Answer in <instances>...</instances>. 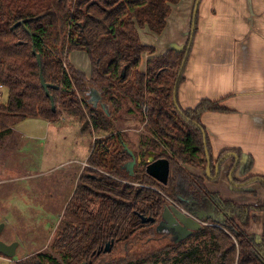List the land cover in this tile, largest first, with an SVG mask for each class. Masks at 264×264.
Listing matches in <instances>:
<instances>
[{
	"label": "trees",
	"instance_id": "obj_1",
	"mask_svg": "<svg viewBox=\"0 0 264 264\" xmlns=\"http://www.w3.org/2000/svg\"><path fill=\"white\" fill-rule=\"evenodd\" d=\"M180 1L0 0V86L7 93L0 102V142L26 119L57 123L63 116L89 121L94 139L88 166L65 207L75 221H63L51 243L60 260L39 253L36 264H264V231L260 241L247 231L264 212V204L225 200L205 183L207 158L214 178L216 165H222L229 152L213 162L201 117L229 110L207 99L184 109L175 99L194 41L188 56L191 38L182 49H170L148 60L145 72L140 70L144 54L153 55L155 49L142 43L139 30L161 35L172 6ZM197 23L198 16L193 40ZM73 51L88 55L90 77L69 62ZM41 75L51 86L55 110ZM93 90L101 94L107 110L90 103ZM124 115L144 128L135 147L141 161L132 177L124 169L131 161L124 151L129 136L120 126ZM151 152L156 160L169 161L166 185L147 171ZM251 167H245L246 176ZM188 168L202 169L205 175ZM237 170L231 184L240 193H246L243 189L254 179L264 187L263 177L238 180ZM172 202L200 219L201 228L138 259L135 244L161 236L157 226ZM142 217L155 222L143 223ZM112 242V251L105 253ZM118 250L122 255L109 260Z\"/></svg>",
	"mask_w": 264,
	"mask_h": 264
},
{
	"label": "crops",
	"instance_id": "obj_2",
	"mask_svg": "<svg viewBox=\"0 0 264 264\" xmlns=\"http://www.w3.org/2000/svg\"><path fill=\"white\" fill-rule=\"evenodd\" d=\"M196 1L188 0L187 8L178 6L180 2L172 6L166 29L161 35L152 34L148 28L139 30L142 43L155 49L153 55L144 54L141 71H146L148 60L170 49L185 47L190 34L189 24L192 30ZM197 16V33L186 65L185 79L178 89V102L182 108L188 109L207 99L219 101L229 110L227 113L206 112L201 117L213 162L222 152H229L220 166L219 180L214 181L215 172L214 178H205L206 187L211 192H218L223 199L238 204H264V187L257 179L243 189L246 193H240L231 183L226 187L221 183L230 182V169L236 159L239 160L238 180L249 176L264 178V0H201ZM84 74L90 77V74ZM79 163V167L72 169V193L64 207L87 167L85 164L88 165L87 160L82 165ZM249 163L252 164L251 172L246 176L244 169ZM188 170L198 176L205 175L202 169ZM61 177L64 178L63 184L67 175L62 171ZM253 192L256 195L250 194ZM247 231L257 236V241L261 240L264 212L257 214L256 221L251 222Z\"/></svg>",
	"mask_w": 264,
	"mask_h": 264
},
{
	"label": "rangeland",
	"instance_id": "obj_3",
	"mask_svg": "<svg viewBox=\"0 0 264 264\" xmlns=\"http://www.w3.org/2000/svg\"><path fill=\"white\" fill-rule=\"evenodd\" d=\"M187 4L188 0H182L178 6L187 8ZM190 30L189 24L191 34ZM190 34L186 44L192 38ZM69 62L91 75V62L85 52L73 51ZM1 92L4 102L7 93L5 89ZM87 122L69 116H63L57 123L30 118L18 123L14 132L0 142V224L5 225L1 240L19 244L14 258L0 255V264H36L34 257L39 253L51 254L60 260L51 243L63 221H75L64 206L72 193V169L79 167L78 162L81 165L86 162L94 143L90 123L83 128ZM120 126L127 130L130 143L126 145L136 155L138 135L144 133V128L128 115L123 116ZM136 157L139 164L140 157ZM62 171L67 175L63 184ZM221 183L226 187L230 182ZM160 233L158 239L135 244L133 252L138 259L174 241L175 237L164 229ZM120 255L122 251L118 250L109 260Z\"/></svg>",
	"mask_w": 264,
	"mask_h": 264
},
{
	"label": "water",
	"instance_id": "obj_4",
	"mask_svg": "<svg viewBox=\"0 0 264 264\" xmlns=\"http://www.w3.org/2000/svg\"><path fill=\"white\" fill-rule=\"evenodd\" d=\"M200 2L201 0L196 1V5L194 9L193 25H192V31H191L192 38H191V42L188 47L187 56L190 53L192 42H193V36L195 33V29H196V18H197L198 7H199ZM187 56L183 62V67L186 65ZM38 61L40 64V60ZM41 82H42L43 88L45 89L47 93V96H49L51 99L53 110H55L54 100L50 96V93H49V88H51V86L45 83L44 77L42 75H41ZM55 88L58 89V87H55ZM177 93L178 91L177 89H175V99H176ZM101 99H102V96L98 91L93 90L91 92L90 103L95 108H97L99 105H102ZM102 107L105 109L103 105ZM88 124H89V121L85 123L83 128H86ZM124 151L131 157V161L128 162L124 166V169L126 170V172H128L129 176L132 177L134 176L135 167L138 164V160L134 152L131 149H129L127 145H124ZM207 159H208V166L206 168V173H207V177H211V160L209 157ZM148 163L150 164L147 169L148 173L152 177H154L157 181L166 185L168 183L169 172H170L169 161L168 160H156L154 153L151 152ZM238 165H239V160L236 159L235 164L230 172V179H229L230 183H232V176L236 168L238 167ZM220 166H221V162L218 163L217 165L215 178H217L220 174ZM194 218L195 217L190 215L187 211H183L177 208L176 206H167L162 213V220L159 223L157 229H159L158 230L159 232H161V229L162 230L164 229L168 234H171L172 236H174L175 237L174 241L178 243L183 240H186L187 238L192 236L195 230L201 228L202 222L200 221V219L196 218L198 220L197 221ZM142 222L143 223H148V222L154 223L155 220L152 218L142 217ZM4 228H5V225L3 223L0 224V237L2 235ZM113 245H114L113 242L107 244L103 251L105 253H110L112 251ZM18 246L19 244L17 242L12 243V244H7L3 240L0 239V255L12 259L16 256Z\"/></svg>",
	"mask_w": 264,
	"mask_h": 264
},
{
	"label": "built area",
	"instance_id": "obj_5",
	"mask_svg": "<svg viewBox=\"0 0 264 264\" xmlns=\"http://www.w3.org/2000/svg\"><path fill=\"white\" fill-rule=\"evenodd\" d=\"M2 90H4V87L3 86H0V102L1 101H3V95H2ZM85 166H88L87 164H85ZM172 204L174 205V206H176L177 208H179V209H181V210H183V211H185L183 208H181L178 204H176V203H174V202H172ZM194 219H196V218H194ZM197 220V219H196ZM198 221V220H197Z\"/></svg>",
	"mask_w": 264,
	"mask_h": 264
}]
</instances>
